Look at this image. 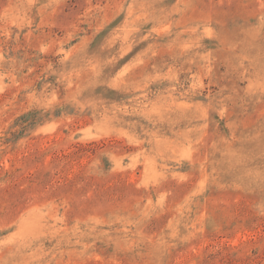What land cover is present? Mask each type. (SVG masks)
Here are the masks:
<instances>
[{
	"label": "rangeland",
	"instance_id": "374dc122",
	"mask_svg": "<svg viewBox=\"0 0 264 264\" xmlns=\"http://www.w3.org/2000/svg\"><path fill=\"white\" fill-rule=\"evenodd\" d=\"M0 264H264V0H0Z\"/></svg>",
	"mask_w": 264,
	"mask_h": 264
}]
</instances>
